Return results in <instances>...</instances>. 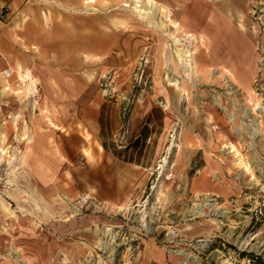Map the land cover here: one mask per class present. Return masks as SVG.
I'll list each match as a JSON object with an SVG mask.
<instances>
[{"label": "rangeland", "instance_id": "1", "mask_svg": "<svg viewBox=\"0 0 264 264\" xmlns=\"http://www.w3.org/2000/svg\"><path fill=\"white\" fill-rule=\"evenodd\" d=\"M0 52V264H264V0H0Z\"/></svg>", "mask_w": 264, "mask_h": 264}, {"label": "crops", "instance_id": "2", "mask_svg": "<svg viewBox=\"0 0 264 264\" xmlns=\"http://www.w3.org/2000/svg\"><path fill=\"white\" fill-rule=\"evenodd\" d=\"M16 67L12 64H10L1 54L0 52V144L6 145L7 143L11 142L12 138L15 139V136H12V131L10 129V125L8 124L7 117L9 115H15L17 116V112L20 111V108L18 107V101L19 98L15 97L17 94L16 92L9 91V87L11 85L12 78L6 80L2 77L1 72L5 69L13 70V68ZM29 72V70H28ZM30 73V72H29ZM17 98V99H16ZM31 133L34 135V140L31 144V155L29 156V160H31L33 157H36L37 160H43L44 159V152L51 147V140L50 135L47 134V131H44L43 129L39 128L37 125H35L31 130ZM30 142L32 141V138L30 136ZM44 151V152H43ZM43 162V161H41ZM30 165V164H29ZM45 167L44 163L38 164L37 167ZM48 176H41L39 179H34V177H28V176H18L10 179V183H18V184H43L46 183ZM45 194L42 193L41 199H45ZM34 198L31 194L27 193L26 191H23V193L12 189V188H0V222L1 223H8L9 225L13 224L12 218L13 213L15 211L16 205H19L23 207L25 210L28 208V205L25 201H28L29 199ZM22 217V215H21ZM19 223L21 225L20 228L24 227L25 223L23 222L22 218L20 219ZM19 238H25L27 237L26 231H21ZM5 236H3V239Z\"/></svg>", "mask_w": 264, "mask_h": 264}, {"label": "bare ground", "instance_id": "3", "mask_svg": "<svg viewBox=\"0 0 264 264\" xmlns=\"http://www.w3.org/2000/svg\"><path fill=\"white\" fill-rule=\"evenodd\" d=\"M177 32V31H176ZM191 38V37H190ZM189 39V38H188ZM186 47V46H185ZM179 55L182 59H183V57L186 55V52H183V51H177V53H176V55ZM187 58V57H186ZM176 59H178V58H176ZM182 64H183V62H181ZM27 76L29 77V76H31V74L27 71ZM38 80H36L35 78L33 79L32 78V80H31V82H30V85L28 86V90H29V92H30V94L33 92V91H35V86H37L38 85ZM24 86V85H23ZM3 161V159L1 158V160H0V163Z\"/></svg>", "mask_w": 264, "mask_h": 264}, {"label": "built area", "instance_id": "4", "mask_svg": "<svg viewBox=\"0 0 264 264\" xmlns=\"http://www.w3.org/2000/svg\"><path fill=\"white\" fill-rule=\"evenodd\" d=\"M1 74H2V77H3L4 79H6V80L10 79L11 76H12V72H11L10 69H5V70H3V71L1 72ZM7 119L10 120V119H11V116L9 115V116L7 117Z\"/></svg>", "mask_w": 264, "mask_h": 264}]
</instances>
